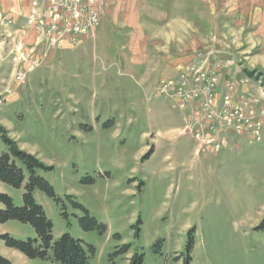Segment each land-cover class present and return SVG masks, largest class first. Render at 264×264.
Instances as JSON below:
<instances>
[{"label":"rangeland","instance_id":"obj_1","mask_svg":"<svg viewBox=\"0 0 264 264\" xmlns=\"http://www.w3.org/2000/svg\"><path fill=\"white\" fill-rule=\"evenodd\" d=\"M31 1L0 0V29L8 31L5 21L15 13L30 14ZM109 1L113 16L102 6L90 38L58 51L41 44L37 33L0 36V61L8 64L0 70V126L47 168L35 174L55 197L37 189L34 199L52 223L53 240L69 234L82 241L88 264H128L133 253L142 254L144 264H264V230L258 228L264 218V145L236 137L234 145L217 150L197 146L189 135L169 142L184 131L189 114L156 99V89L162 79H178L189 62L175 76L162 69L149 80L162 59L214 47L224 60L209 69L222 75L228 67L238 76L216 88L208 108L222 117L217 106L227 89L242 98L227 106L233 115L251 111L253 104L246 103L255 101L264 144V89L243 75L246 69L264 79V0H160L154 6L148 0L141 18L170 19L142 36L136 32L143 29L138 5ZM44 12L45 6L35 18ZM142 56L154 64L138 62ZM194 110L192 117L200 115V105ZM176 128L169 138L165 132ZM4 153L0 135V157ZM24 192L25 183L14 188L0 182V193L15 207L23 206ZM76 205L103 230H84L85 212ZM5 234L37 240L34 228L17 220L0 223V236ZM124 246L129 250L120 253ZM0 255L11 264H56L51 252L47 259H30L1 239Z\"/></svg>","mask_w":264,"mask_h":264},{"label":"built area","instance_id":"obj_2","mask_svg":"<svg viewBox=\"0 0 264 264\" xmlns=\"http://www.w3.org/2000/svg\"><path fill=\"white\" fill-rule=\"evenodd\" d=\"M44 6V15L36 19L35 15ZM102 6V0H47V3L44 0H32L30 14H26L25 18L27 27L35 29L41 39L40 43L53 49L61 47L66 39L75 41L78 37L91 35L99 23ZM48 21L50 22L47 24ZM15 60L16 58H13L14 62ZM207 64L206 58L198 57L192 60L188 69L182 72L178 79L169 78L160 81L156 89L157 95L169 99L178 110L189 114L185 131L192 135L199 147L215 145L218 148L222 136L228 133L262 143L258 134L259 129L255 124L257 115L253 107L251 111L245 112H239L237 109L235 115L228 110L227 106L240 103L234 98L231 89H228L230 92L223 102L221 101V106H217L223 108L222 117L215 115V110L208 108L209 100L215 95L219 77L216 71L207 68ZM17 79L22 81L24 73L17 75ZM246 104L249 105L250 102ZM199 105L200 115L192 117L196 111L195 107ZM207 117H214L215 121H211L208 125L204 123ZM200 139H204L207 144L200 142Z\"/></svg>","mask_w":264,"mask_h":264},{"label":"trees","instance_id":"obj_3","mask_svg":"<svg viewBox=\"0 0 264 264\" xmlns=\"http://www.w3.org/2000/svg\"><path fill=\"white\" fill-rule=\"evenodd\" d=\"M243 75L256 82L260 81V86L264 89V79H261V76H258L255 71L244 69ZM0 135L7 148V153L2 154L0 157V182L14 188H21L25 183L22 207H15L7 195L0 193V203L5 206L3 210H0V223L9 220L27 223L34 228L37 235V240L27 241L12 239L7 234L2 235L0 239L5 247L13 249L30 259H47L51 252L52 260L56 264H88L89 256L82 245V241L73 238L69 234H63L57 240H53L51 234L52 223L47 219L43 208L35 202L34 191L37 189L45 192L50 197H55L53 188L35 174L36 169L47 168L34 156L22 151L2 126H0ZM26 175H28L27 181ZM77 207L83 209L80 205ZM83 211L85 217L80 219L82 228L86 231H102L103 227L94 218L90 217L86 210L83 209ZM258 228L264 230V218ZM192 245L193 239L190 237L186 246L187 253L190 252ZM128 250L129 246H124L120 253H125ZM0 264H11V262L0 255ZM128 264H144L143 255L133 253L128 259Z\"/></svg>","mask_w":264,"mask_h":264},{"label":"crops","instance_id":"obj_4","mask_svg":"<svg viewBox=\"0 0 264 264\" xmlns=\"http://www.w3.org/2000/svg\"><path fill=\"white\" fill-rule=\"evenodd\" d=\"M11 1H16V0H11ZM27 2H28V0H27ZM159 2H160V0H152V5L154 6V4H159ZM103 4H104L105 12L107 14L113 16L112 15L113 14V11H112L113 4H112V2H110L109 0H103ZM134 4H137L138 5L140 11H138L136 9V7L134 6ZM12 6L15 7V3H12ZM131 6L132 7L134 6V8L136 9V11L138 13L137 16H138V18H139V20L141 22L140 27H143L142 30L137 29V31H136L138 34H140V36H142L143 33L147 32L146 30H148V28H149V30H151L152 28H156L158 26H164L165 24H167L169 22L170 17L168 19H166V20L159 21V22H153L152 21V18L150 16H149V19H145L144 17L141 18V14H145L146 13V10H148V8H147L148 7V0H133V2L131 3ZM27 9H28V6H27ZM25 15L26 14L23 15V14H19V13L18 14L15 13L12 16L10 15L11 16L10 19L9 20L6 19V21H5L7 23V29H8V31H5V30L3 31V29H0V36L4 37V40H6L7 39L6 38V32H9L11 34H17V35L19 34V36L21 34H23V35L28 34L29 36L32 35L31 37H34V35H36V32L34 31L33 28H31L30 30L27 28L26 20L24 18ZM4 32H5V34H4ZM152 33H153V31H152ZM83 38H85V37L80 38V42L79 43H81L82 41H84ZM86 39H89V38H86ZM7 40H9V39H7ZM1 44H2V42H0V51H1ZM66 45L67 44L65 43L64 46H63V48H58V49H56V51L61 50V49H64V47ZM199 49H201V48H199ZM199 49H193L190 52L189 51L188 52H183L182 54H179V55H170V56L162 59L154 67V69H151L152 72L150 74L152 76H151V78L149 80H153L155 74L158 71L162 70V69H170L172 71L173 76H175L178 72H180L181 70H183L186 67V65L188 64V62L191 59H193L196 55H206L207 54L208 56H211V58H210V63L211 64L213 62H215V61H217V63H218L222 59L224 60V58L220 57L218 55V53L212 51L213 49H215L214 47H210V48H208L206 50L205 49L199 50ZM40 50H41V47H40ZM150 59H148V58L145 59L144 56H142V59L141 60H138V62L146 63L147 65L148 64H151V63L154 64V62H151ZM5 65H8L7 62H6V59H4L3 61H0V70L1 69L4 70ZM124 65H125V67L131 68L133 71H135V69H134V67L132 65V62L129 59L128 60H126V59L124 60ZM235 73H236V70H234V72L232 73L231 70L227 67L224 70L223 74L220 75V78L222 79V81L220 83V80H219V84H218L217 89L218 88L221 89V86L224 83H226L225 82V79L226 78L227 79H230V78H232L234 76H238ZM238 100L241 101L242 98H240ZM253 107H256V105L254 104ZM182 128H183V123H182L181 129ZM178 129H180V128L168 130V132H165V133L168 135L169 138H171L170 135H172V134L169 135V133L171 131H172V133H175V131H173V130H178ZM179 137H180V134H178V136L175 138V140L172 141L170 139L169 142H174V141L178 140ZM233 138H234L233 141H231V139L228 140L227 146L234 145L235 144L234 142H238V140H237L236 137H233Z\"/></svg>","mask_w":264,"mask_h":264}]
</instances>
